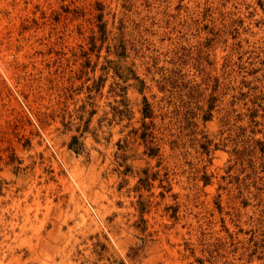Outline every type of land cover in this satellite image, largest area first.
I'll list each match as a JSON object with an SVG mask.
<instances>
[{
	"label": "rangeland",
	"instance_id": "rangeland-1",
	"mask_svg": "<svg viewBox=\"0 0 264 264\" xmlns=\"http://www.w3.org/2000/svg\"><path fill=\"white\" fill-rule=\"evenodd\" d=\"M0 264H264V0H0Z\"/></svg>",
	"mask_w": 264,
	"mask_h": 264
},
{
	"label": "trees",
	"instance_id": "trees-1",
	"mask_svg": "<svg viewBox=\"0 0 264 264\" xmlns=\"http://www.w3.org/2000/svg\"><path fill=\"white\" fill-rule=\"evenodd\" d=\"M83 143L79 141V137L78 136H73V139L70 143V149H73L75 152H77L78 154L82 151V147H83Z\"/></svg>",
	"mask_w": 264,
	"mask_h": 264
}]
</instances>
